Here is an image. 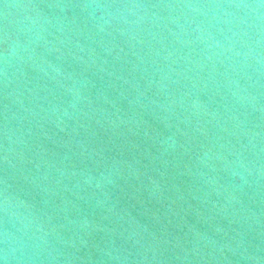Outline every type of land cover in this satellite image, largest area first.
I'll return each instance as SVG.
<instances>
[{
	"label": "water",
	"instance_id": "obj_1",
	"mask_svg": "<svg viewBox=\"0 0 264 264\" xmlns=\"http://www.w3.org/2000/svg\"><path fill=\"white\" fill-rule=\"evenodd\" d=\"M0 264H264V0H0Z\"/></svg>",
	"mask_w": 264,
	"mask_h": 264
}]
</instances>
